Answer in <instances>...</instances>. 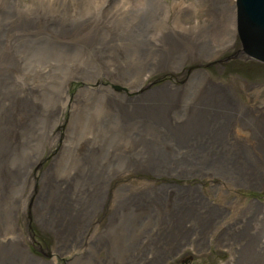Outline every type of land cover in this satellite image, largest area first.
<instances>
[{
  "label": "rangeland",
  "instance_id": "rangeland-1",
  "mask_svg": "<svg viewBox=\"0 0 264 264\" xmlns=\"http://www.w3.org/2000/svg\"><path fill=\"white\" fill-rule=\"evenodd\" d=\"M179 1L185 7L184 24L217 26L208 37L216 51L207 53L200 65L185 62L173 77L167 70L155 69L139 88L127 93V85L139 75L138 67L149 56L146 29L163 22L166 7L162 0H0V119L5 124L10 117L23 114L27 121L8 125V133L16 140L5 142L0 149V229L7 232L12 226L8 227V221H16V230L24 235L29 230L27 249L43 262L121 264L151 228V214L143 209L109 208L114 230L107 232L100 245L88 247L85 242L88 251H83L79 236L77 247L71 250L65 245L57 253L52 250V232L33 216L45 205L43 199L50 188L70 185L76 192L82 189V201L91 198L93 176L88 166L109 169L107 162L130 140L131 128L124 124L126 118L117 104L119 95L135 98L174 78L180 84L197 68L206 70L213 80L232 77L261 84L264 95V62L242 52L236 28L232 44L215 39L217 29L229 24L232 10L235 26L234 0ZM21 100L29 105L26 111L18 107ZM3 128L0 141L7 133ZM164 143L176 157L186 153L169 140ZM134 176L116 175L112 182L115 186L135 184L139 178ZM208 187L204 182L203 188ZM212 193H221L223 201L230 198L218 188ZM76 194L70 197V206L76 198L80 200ZM17 197L22 204L7 218L4 210ZM255 199L264 200L263 190L246 187L239 190L236 205ZM83 207L85 223L92 218L95 205L84 202ZM108 215L98 222L99 228ZM22 218H28L27 223ZM78 225L82 228L80 222ZM88 229L92 233L93 225ZM72 251L77 255L71 256ZM229 254L227 247L211 240L198 249L183 247L163 264H223Z\"/></svg>",
  "mask_w": 264,
  "mask_h": 264
},
{
  "label": "bare ground",
  "instance_id": "bare-ground-1",
  "mask_svg": "<svg viewBox=\"0 0 264 264\" xmlns=\"http://www.w3.org/2000/svg\"><path fill=\"white\" fill-rule=\"evenodd\" d=\"M162 3L166 7L163 22L146 29L149 56L138 67L139 75L127 85V93L139 88L155 69L167 70L173 77L185 62L200 65L207 53L216 51L208 37L217 26L184 24L181 17L185 7L179 0ZM229 20L227 26L217 29V42L220 39L223 44H232L233 10ZM178 80L163 82L135 98L127 93L118 96L124 124L131 128L130 140L107 162L109 169L88 166L93 176L89 200L82 201V189L76 192L70 185L46 191L45 205L33 216L42 228L52 232L54 252H62L65 245L73 250L79 236V244L87 252L85 242L88 247L100 245L107 232L114 230L109 208L138 207L151 214V228L121 264H163L183 247L198 249L211 240L229 250L230 258L223 264H264V200L236 205L240 189L254 187L264 192L262 85L232 77L213 80L203 68L176 84ZM18 107L26 111L29 105L21 100ZM22 122H27L23 114L10 117L5 124L0 119V127L7 131L1 137L0 149L5 142L16 140L8 133V125ZM167 140L186 153L174 156L165 147ZM129 174L139 178L135 184L115 186L112 182L116 175L127 178ZM204 182L209 183V190L203 188ZM214 188L230 194L229 200L223 201L221 193L213 194ZM75 193L80 200L76 198L70 206L69 199ZM82 202L95 205L92 218L85 223ZM21 204L18 197L10 201L4 210L6 217H13ZM102 210V214L97 212ZM106 215L105 225L99 228L98 222ZM22 221L27 223L28 218ZM15 222L8 221V227L12 226L7 232L0 229V264H53V259L43 262L28 251L27 236L31 232L22 234ZM91 225L92 233L88 229ZM70 255L77 254L72 251Z\"/></svg>",
  "mask_w": 264,
  "mask_h": 264
},
{
  "label": "water",
  "instance_id": "water-1",
  "mask_svg": "<svg viewBox=\"0 0 264 264\" xmlns=\"http://www.w3.org/2000/svg\"><path fill=\"white\" fill-rule=\"evenodd\" d=\"M235 8L242 52L264 62V0H235Z\"/></svg>",
  "mask_w": 264,
  "mask_h": 264
}]
</instances>
